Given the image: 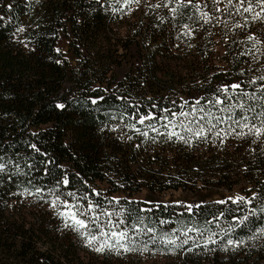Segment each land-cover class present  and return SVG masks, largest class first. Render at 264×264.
<instances>
[{
    "label": "trees",
    "instance_id": "obj_1",
    "mask_svg": "<svg viewBox=\"0 0 264 264\" xmlns=\"http://www.w3.org/2000/svg\"><path fill=\"white\" fill-rule=\"evenodd\" d=\"M212 1L145 8L135 0H0V264H264V135H237L233 123L240 103L264 108L235 94L259 97L264 57L248 39L253 32L216 52L192 7ZM229 125L235 131L225 135ZM235 189L252 203L161 198ZM142 192L147 199H135ZM64 202L91 204L79 216L89 231H109L111 220V230L135 237L127 242L135 250L87 246L57 214ZM188 229L183 246L164 242L179 236V244Z\"/></svg>",
    "mask_w": 264,
    "mask_h": 264
},
{
    "label": "snow or ice",
    "instance_id": "obj_2",
    "mask_svg": "<svg viewBox=\"0 0 264 264\" xmlns=\"http://www.w3.org/2000/svg\"><path fill=\"white\" fill-rule=\"evenodd\" d=\"M128 2H132V0H128ZM135 2H139V0H135ZM221 2V0H213V3H219ZM179 3L187 6V4H191L192 0H187V4H185V0H179ZM227 4L233 8L235 10V14L237 15H243L244 13H248L251 16V19L253 21L256 20H261L264 21V0H255V3H253V0H227ZM193 8H195L197 11H200V6L199 5H192ZM259 9V10H257ZM175 8L173 9V12H175ZM219 11V9H217ZM230 15L232 14L231 12L229 13ZM200 16L202 19L205 20V22H208V20L210 19L208 17V14L205 12H201ZM247 19V18H246ZM240 26V25H237ZM20 31H23V29H20ZM248 39L250 41H255L256 43H260V41L256 40V37L254 36H249ZM255 47V44L253 45ZM259 79L264 80V76L259 77ZM256 81L253 80L250 83H255ZM233 90H237V89H241V85L240 84H232L230 86ZM219 91H221L224 94H227L226 98L231 100V95L229 93V88L228 87H224L222 89H220ZM260 95L259 97L256 95V93H252L251 95H249L247 92H237L235 93L238 96H246L248 97V99L250 100H261L264 101V85L260 86ZM102 99V98H101ZM93 103H97L96 100L92 101ZM217 104L220 103H224V101L217 99L215 101ZM196 103H199V101H197ZM60 107H63L62 105ZM238 107L241 109L242 112V117L239 120H234L233 123L236 124V126H238L241 131L236 133L237 135L240 136H244V135H254L256 137H260L261 135H264V108L261 109V111L256 112V105H248L246 106L244 103H240L238 105ZM226 111L231 112L232 111V106L229 105L227 106L226 109H224ZM222 110V111H224ZM243 113H255L254 116H248V115H243ZM182 115H188L187 113H182ZM150 119H154V117L149 114L148 116H143L139 119L138 123L140 124H144L145 120H150ZM229 119H232L231 117H229ZM209 124H211V122L209 121ZM131 127L135 128V125H131ZM148 127L153 128V130H156L154 128V126L152 125H148ZM215 127V125H211V127L208 129L209 131H211V128ZM247 129V132L244 131V129ZM136 131H140L139 129H136ZM235 128H233L231 125H229V131L227 133H224L225 135L230 134L231 132H234ZM144 136H147L148 133L147 132H142L141 133ZM197 136H203L204 133V128L201 126V128L195 133ZM217 136L221 135V132L218 131L215 133ZM32 147H35L34 145ZM5 168V165L3 163H0V172H2ZM62 183L67 184L68 181L65 179ZM40 189H37V192H40ZM28 194H32V193H28ZM68 195H72L74 196V193H68ZM87 197H85L86 199ZM229 200H232L233 203H237V204H251L252 203V199H246L245 197L242 196H237L235 198L229 197ZM59 201V197L56 198V200L52 201V207H56L57 202ZM217 203H227V201H217ZM64 206L66 208V211H58L57 214L59 216H61L63 218L64 221V226L68 227V228H72V230L76 231L81 237L86 238L85 239V243L87 246L92 247L94 245L95 248L94 250L97 252H103L105 250H109V251H118L119 249H123L124 251H131V250H135L134 248H130L128 247V243L127 242H135V237H130L129 233L127 230H120V231H114L111 230L113 227H115V225H113L111 223V220H109L108 222V227H109V231H104L103 229H99V235H95L92 234L89 229H90V223L86 222L84 219H80L79 216H83V215H87L90 211H92L93 206L91 204H89L87 209H81L78 205H69L67 204V202H64ZM189 208H191L192 206H188ZM199 207V206H197ZM75 209V210H73ZM261 211H264V209H261ZM105 215L111 217V213H105ZM251 215H255V212L253 211L251 213ZM99 219V217L95 216V214H93V219L91 221V223H95L97 220ZM249 216L245 215L241 220L240 223L243 224L245 221H248ZM121 223H123V221H121ZM140 223H143V218H140ZM97 228H99V225H97ZM131 230L133 232H143L144 229H138L136 224L132 225ZM193 229H188L187 231H184L182 234L186 237V239L181 240L179 244H177V241L180 240L179 236H173L172 238H167L166 242L169 245H172L174 247H181L184 244L188 243V239H190V237H187V232L188 231H192ZM154 229L152 228H147V232H153ZM259 233L260 234H264V227L259 229ZM216 233H211L209 240L212 243H215L216 241L214 239H211L212 236H215ZM101 237H103V239H101ZM115 241V243H113L112 241ZM150 243H156V239L154 237H150L149 240ZM244 243V241L239 240V241H233L231 239H229L227 241L228 245H234V246H239L240 244ZM144 250H147V242L145 243V248Z\"/></svg>",
    "mask_w": 264,
    "mask_h": 264
},
{
    "label": "rangeland",
    "instance_id": "obj_3",
    "mask_svg": "<svg viewBox=\"0 0 264 264\" xmlns=\"http://www.w3.org/2000/svg\"><path fill=\"white\" fill-rule=\"evenodd\" d=\"M166 1L175 2L176 0H139L138 3H141L144 5L145 8L148 6H155L158 7L161 6V4L165 3ZM177 3H179V0H177ZM185 3H187V0H185ZM198 5L200 6V11L205 12L208 14V17L210 18L208 22H205L204 20V29L203 32H210V35L206 39H212L211 35H213L214 39V45L216 52L220 54L225 53V44L229 40V37L233 35L241 34L242 37H244L246 34H249L250 32H253L252 35L256 37L257 41H260V43H256L254 48V52L258 53L259 56L262 55L264 57V21L256 20L253 21L251 19L250 14L244 13L243 15H237L235 14V10L231 8L228 4L224 3L223 1L219 3H213L212 2H198ZM219 9V11L217 10ZM259 10V9H257ZM232 13L231 15L229 13ZM247 18V19H246ZM240 25V26H237ZM260 29L263 34L259 35ZM212 33V34H211ZM245 37L241 39V43H244ZM248 47L251 49V46L248 45ZM66 50V49H65ZM220 56L216 54L214 58H212V61L220 62ZM241 191L239 189L233 190V192L228 191H221L216 195L211 196H205L203 198H197V197H189L187 194H184L182 192H168L164 195H162V200L165 202H176V203H186L191 204L193 202H201L204 200L207 201H221L225 198H235L237 196H241ZM135 199H147V193L142 192L135 196Z\"/></svg>",
    "mask_w": 264,
    "mask_h": 264
}]
</instances>
